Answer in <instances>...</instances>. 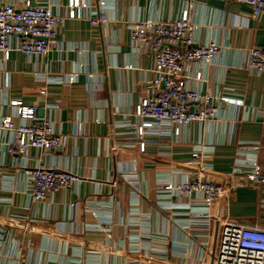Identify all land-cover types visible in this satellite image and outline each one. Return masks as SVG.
Here are the masks:
<instances>
[{
  "label": "crops",
  "instance_id": "crops-1",
  "mask_svg": "<svg viewBox=\"0 0 264 264\" xmlns=\"http://www.w3.org/2000/svg\"><path fill=\"white\" fill-rule=\"evenodd\" d=\"M49 1L54 13L67 15L70 0ZM80 1L89 7L59 26L46 56H23L16 39L8 57L0 53V116L21 123L11 106L19 101L65 137L61 151L24 155L0 136V264H213L224 220L264 229V187L235 189L210 218L199 200L170 197L162 188L199 172L197 147L207 151L202 164L217 182L231 173L241 144L260 145L264 173V76L244 69L248 51L264 48V16L253 19L249 6L217 0H107L109 22L92 26L98 2ZM0 2L20 9L24 0ZM185 13L198 28L196 42L222 48L212 64L184 72L219 114L179 138L150 129L141 148L133 114L154 94V59L132 44L130 26ZM223 96L242 105L220 103ZM39 164L83 180L36 204L23 173Z\"/></svg>",
  "mask_w": 264,
  "mask_h": 264
},
{
  "label": "built area",
  "instance_id": "built-area-1",
  "mask_svg": "<svg viewBox=\"0 0 264 264\" xmlns=\"http://www.w3.org/2000/svg\"><path fill=\"white\" fill-rule=\"evenodd\" d=\"M217 1L247 5L253 19L264 16V0ZM49 2L24 0L20 9L13 3L0 2V53L8 57L13 50L11 42L16 39V50L23 56H46L57 44L59 26L67 20L81 19V11L89 7L86 2L70 0L67 15L63 16L54 13ZM97 2L98 11L89 16L92 26L109 22L107 0ZM197 30L187 13L177 20H138L130 26L132 44L147 49L154 59V94L142 99L133 114L139 126L141 148L150 129L169 131L173 138H179L184 128L218 117L219 107L214 99L192 87L184 75L190 64H212L222 54L221 46L215 41L196 42ZM247 54L244 69L264 76V48H252ZM73 81L72 76L69 82ZM220 103L241 106L242 100L223 96ZM11 106L22 122L17 124L0 116V136L8 138L6 145L12 152L25 155L31 149L42 152L64 149L65 137L55 130L51 122L38 118L36 108L24 106L19 101L12 102ZM260 149L259 144L239 145L231 173L225 181L217 182L206 175L212 168L202 164L207 151L197 147L193 163L201 166L199 172L187 173L181 182L170 181L162 189L170 197L199 200L206 208L203 215L210 218L211 208L228 200L235 189L264 187ZM23 174L29 183V197L36 204L45 202L51 193L70 190L83 180L71 171L43 164L26 167ZM213 264H264V229L224 220Z\"/></svg>",
  "mask_w": 264,
  "mask_h": 264
}]
</instances>
